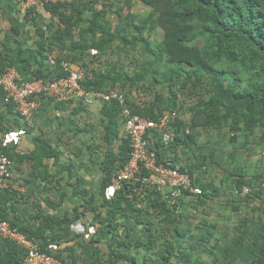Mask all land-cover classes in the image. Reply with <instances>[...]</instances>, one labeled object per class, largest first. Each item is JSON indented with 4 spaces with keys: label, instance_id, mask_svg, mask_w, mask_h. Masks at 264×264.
Returning a JSON list of instances; mask_svg holds the SVG:
<instances>
[{
    "label": "trees",
    "instance_id": "16d2710c",
    "mask_svg": "<svg viewBox=\"0 0 264 264\" xmlns=\"http://www.w3.org/2000/svg\"><path fill=\"white\" fill-rule=\"evenodd\" d=\"M133 1L141 2L150 9L146 17L135 21L132 13L121 14L123 7L131 9ZM95 2L94 0L71 2L63 0L44 4V9L57 18L64 27L57 28L50 36H45L41 28L36 29L35 32L39 37L40 63L47 60L53 47L60 51L54 58V71H48L40 64L34 73L35 77L52 80L64 75L61 62L77 64L85 70V73L87 72L82 81L86 91L118 88L124 92L126 105L132 110L131 112L153 121H159L166 113L180 111L176 90L188 85L191 87L195 84L205 85L207 95L190 108L192 114L189 122L186 123L187 127L184 128L186 124L181 119H175L176 139L170 148L163 147L157 130L147 131L146 136L154 142L159 159L166 157L176 163L173 153L172 156H168L164 152L180 146H189L195 142L193 133L201 130L224 133L230 144H237L239 138L245 139L259 134L257 135L259 144L263 145L264 0H124L125 6L119 7L120 11L118 10L117 13L119 18H122L118 24L125 22L131 27L133 30L131 35L122 32L123 28H120V25L112 26L107 20L109 7L107 4L102 2L101 7L96 9ZM34 11L33 8L28 9L27 15ZM84 23L87 24L86 27ZM152 28H158L161 34V41L157 47H154L150 37L143 33L144 30ZM75 29L78 30L75 33L76 38ZM19 30V27L14 26L9 32L16 35ZM68 40L69 45H67ZM138 46H141L139 54L147 55L151 62L140 63L138 70L133 73L108 67L90 69L84 61L85 56L92 55L100 59L104 54H113L116 51L129 55L130 52L136 51ZM91 50L95 51V55L91 54ZM10 64L6 54L0 51V72L7 69ZM132 89L142 90L143 93L152 95V98L139 105L128 97L127 92L130 93ZM0 103L8 108L7 111L14 109L13 104L5 102L1 88ZM121 110L120 103L112 100L104 102L101 111L104 116L103 140L108 146L106 151L101 152L103 176L99 189L102 197L99 207L94 206L92 198L88 197V191L75 189L80 201L73 210L74 221L46 216L37 226H22L8 218L5 209L1 206L0 219L8 221L29 239L37 241L42 252L51 253L49 245L57 244L56 256L63 264L67 260L74 264L79 256L86 261L85 264H194L196 261L191 256L197 249L186 242L187 237H191L200 245L204 244L211 252L209 255L214 256L213 259L218 258L214 253L215 246L212 244L217 232L214 224L202 223L201 228L190 236L187 235V230L181 227L187 219L185 201L181 202L180 210L176 211L170 208L154 190L148 191L144 199H139L131 190L134 187L132 184H125L110 200L104 197V189L110 184L112 176L130 158L129 139L125 135L119 136ZM2 122L0 116V124ZM185 129L190 130V133L186 134ZM7 132L9 131H4L2 137ZM2 137L1 155L8 161L26 160L30 162L34 173L44 171L45 177L55 178L63 171H67L68 180L72 177V168L69 164L61 163L63 168L55 172L49 170V163L60 162V154L44 138L34 136L33 148L22 152L18 145L2 146ZM117 138L120 139V143L114 147ZM245 146L246 142H240V146L229 154L233 158V164L236 162L233 156ZM262 154L261 161L264 167V149ZM206 159L205 155L197 158L198 165H203ZM183 168L188 169L193 183L202 189L201 194L195 195L196 203L198 201L205 205L207 200L215 195L214 193L219 192L214 183L204 182L199 176L197 177L193 167ZM226 172L222 187L225 189L228 185L233 195L235 193L241 195L240 190L245 185L250 186L253 185V181L264 179V172L257 173L251 182H248L243 174ZM8 188L2 192L0 202L3 198H7V194H11ZM253 195L264 198L262 192H254ZM239 198L235 197L234 201H239ZM139 202L144 203L147 209L156 213L155 215L166 217L172 226L170 230L174 241L162 240L152 259L134 255L131 249L133 229L123 226V229H118V219L130 218L134 220L136 227L145 225L147 242L151 245V234L155 226L146 217L143 206L137 207ZM260 210L264 214V207ZM90 214L93 217L89 218ZM77 220H80L85 227L94 226L95 233L89 238L76 233L70 239L66 238V235L54 232L47 234V231L53 230L55 226L60 228L63 223ZM240 227L243 229H236L235 234L234 231L232 232L233 243L244 245L245 256L249 255L248 264H264L263 218L257 229H244V225ZM3 243L5 248L0 253V264H23L25 249L10 240L4 239ZM236 250L235 248L234 251Z\"/></svg>",
    "mask_w": 264,
    "mask_h": 264
},
{
    "label": "crops",
    "instance_id": "0c3cea01",
    "mask_svg": "<svg viewBox=\"0 0 264 264\" xmlns=\"http://www.w3.org/2000/svg\"><path fill=\"white\" fill-rule=\"evenodd\" d=\"M18 2H21L20 5L23 4L22 0H0V51L6 54V57H8L11 63L8 68H14L21 81L25 82L35 77L34 73L40 67V64L44 69L51 72L54 71V58L59 55L60 51L57 50L56 47H53L47 60L40 63L41 61L38 54L39 37L35 32L36 29L41 28L45 36H50L57 28H63L64 26L57 18L46 11L44 7H38L34 9L35 11L33 13L27 15L28 10L24 9L22 6L20 12L23 15L19 18L16 13L15 5ZM14 26L20 29L16 35L9 32L11 27ZM84 27H86V25H84ZM8 34L9 37H7ZM74 37H77L75 33ZM69 44L68 40L67 45ZM93 52L94 50H91V54H93ZM107 55L108 54H104L101 58H105ZM104 60L110 62L113 58L109 57ZM104 60L103 62L106 64ZM84 61L89 65L90 69H107L108 67L117 69V71L123 70L128 73H133V69L129 70V68L122 65L116 66L107 63L102 67L100 65L101 63H99V59H96L95 56L92 55L85 56ZM135 90L137 89H132L130 93L127 92L128 97L130 100L142 105V102L134 98L136 93ZM93 92L99 91H90L92 101L89 104H84L78 100L63 102L38 98V105L29 117H22L14 109L12 111H7L8 108L3 103H0V116L3 120L2 124H0V139L4 131L23 130L19 142L15 144L10 143L8 145H18L20 151L27 152L33 148V137H42L60 154V162H55L54 164L49 163V170L51 172L61 170L63 168L61 163L65 165L69 164L72 168V177H69L68 180L66 175L67 171H63L55 178L52 176L45 177L44 171L34 173L30 162L26 160L8 162L10 175L7 181L10 183L8 189L11 194H7V198L1 200L0 206L5 209V214L8 218L15 220L19 225L27 227L37 226L46 216L60 220H73V210L78 206V202L80 201L75 189L88 191V197L92 198L94 206L96 208L100 206L102 197L99 189L103 176L100 163L101 152L106 151L108 145L105 144L103 140L104 116L101 111L104 102L98 97H95ZM177 116L180 119L178 113ZM121 119L122 118H120L119 123L120 137H122L121 133L123 132ZM173 126H175L174 123ZM187 130L188 129H185V133ZM188 131L189 134L190 130ZM204 133L205 131L201 130L200 136L199 134L196 136L198 142L195 141L189 144V146L191 145L190 148L192 150L195 146L201 147L199 143L207 144V154L205 155L207 159L205 162L215 161L218 163L217 159L222 158L223 162L226 160V157H230L229 154H231L234 149L240 146V142H246V146L241 148L239 153L233 156L236 159L234 163L235 166L226 167L218 163L220 164V166H218L219 168L213 169L217 176L216 181L218 184L212 180L215 175L212 176V172L210 175L207 173L208 165L211 163L189 166L190 168L193 167L196 176H199L204 182L214 183L215 187H220L225 179L226 171L232 174H243L245 178L249 180L248 182H251L257 173L264 172L263 164L258 161L259 155L253 152V148H256V152H259L261 148L264 149V143L263 145L259 144L260 142L257 137L259 134H254V136L245 139L239 138L236 146V144H230L229 141L227 143L225 138L220 141L218 139L216 140L215 136L212 137V135H218L216 132H210L211 137L205 136L206 139L204 142ZM200 137L203 138L201 141L199 139ZM119 138L115 141L114 147H117L120 143ZM214 140L218 142V149L217 147L212 148V145L215 143ZM182 147L186 146H180L177 149H173V151L170 149L166 150L164 154L172 156L173 153V158L176 163L184 167L185 163L180 157V150ZM224 147L225 149L223 150ZM201 150L202 149L197 150V158L198 154H202ZM231 162L233 163V160H231ZM252 183L253 187L257 189L255 192H260L259 181H253ZM263 192L262 190V193ZM253 193L254 192L250 191L245 195L237 194L238 197L236 198L240 197V200L235 203L236 205L242 204L243 210H241V216L237 214L238 222L236 224V229H243L240 227L242 225H244V229L258 228L259 223L254 225L252 219L253 214L249 213L250 210L252 211V208H250V210L246 208L247 205H249L247 203H249L254 196ZM193 198L195 199L196 196L189 195L186 196L184 200L185 202H191L194 200ZM234 200L233 198V201ZM141 204L143 203L141 202ZM237 208L238 207H234V211H236ZM257 209L258 208L255 210ZM258 216L259 222L261 218L264 220V215L262 217V214L259 213ZM88 217H93V215L90 214ZM73 221H71V223H63L60 228L55 226L53 230H48L47 234L54 232L66 235V238L70 239L76 234L74 232V224L76 221ZM82 221L85 222V220ZM117 223H119L118 229H123L122 226L133 229L131 225L136 226L134 220L130 218L118 219ZM4 239L5 238L0 237V253L5 248L3 243ZM217 239L218 237L212 241V244H215ZM220 248L224 250L225 246H220ZM83 261L84 259L82 256H79L77 262L74 264H83ZM67 262L73 264L69 260H67Z\"/></svg>",
    "mask_w": 264,
    "mask_h": 264
},
{
    "label": "built area",
    "instance_id": "2783aa9c",
    "mask_svg": "<svg viewBox=\"0 0 264 264\" xmlns=\"http://www.w3.org/2000/svg\"><path fill=\"white\" fill-rule=\"evenodd\" d=\"M63 0H23L24 9H37L44 4L57 3ZM64 75L49 80L33 77L28 81H21L14 68H7L0 72V88L4 92L5 102L14 105V109L22 117H29L38 105V98L44 100L53 99L55 101H80L84 104L91 103L90 91H86L82 86L85 78V70L77 64L68 61L61 62ZM92 93V92H91ZM103 102L116 100L122 106L121 118L123 132L130 142V158L127 163L119 169L111 178L110 184L104 189V197L108 200L115 196L117 190L125 184L134 185L131 189L139 199H144L148 191H156L161 199L172 209L180 210L181 202L186 196L199 195L202 189L193 183V178L188 169L172 162L164 157L159 159L154 148V142L146 136L148 130H157L159 140L165 149L171 147L175 142L176 132L173 126L178 118L176 112L164 114L159 121L146 119L131 112L126 105L124 92L118 88H109L105 91L93 92ZM187 130V134H188ZM23 130H13L7 132L3 137L2 146L10 143H17ZM8 160L0 155V197L5 188H8L7 177ZM260 189L264 190V179L259 181ZM252 190L251 186L245 185L240 190L241 195H245ZM142 206L141 202L137 207ZM78 229L84 238H89L95 233V227H86L80 220L76 221ZM0 237L14 242L23 247L26 255L23 264H63L56 256L58 245H49L51 253L40 250V244L29 239L26 234L13 227L8 221L0 219Z\"/></svg>",
    "mask_w": 264,
    "mask_h": 264
},
{
    "label": "rangeland",
    "instance_id": "374dc122",
    "mask_svg": "<svg viewBox=\"0 0 264 264\" xmlns=\"http://www.w3.org/2000/svg\"><path fill=\"white\" fill-rule=\"evenodd\" d=\"M71 1H74V0H69V2ZM94 1H96L94 4V6H96L95 7L96 9H99L101 7L102 2H104L105 4L109 6L107 8V11H108L107 20L111 23L112 26L117 25L118 21L122 19V18H119L117 13H118V10L120 11L119 7H121L122 5L125 6L124 0H119V2L118 0H94ZM20 4L21 2H18L17 4H15L16 13L19 16V18L20 16L23 15L20 12V10H22L21 9L22 5ZM149 11L150 9L147 6L143 5L141 2L133 1L131 9L123 7L120 12L122 15L132 13L136 21V20H139L140 18L146 17ZM85 16H87V13H85ZM84 25L87 26V24L85 23ZM118 25H120V28H123L122 32L125 31L127 35L129 34L131 35L133 33V30L131 29V27L126 25L125 22H123L122 24L119 23ZM144 31L145 32L143 33H145V36L150 37L151 44L154 47H157L159 45V42L161 41V34H160L159 29L152 28L150 30H144ZM77 32L78 30L75 29L74 33H77ZM140 47L141 46H138L137 50L130 52L129 55H123L119 51H116L113 54L108 53V55L105 56V58L107 59L109 57H112L113 60H111L110 62H107L106 60H104L105 58H101L99 59V63H101L100 65L102 67H104V65H106L107 63H111L117 66L122 65L124 67L129 68V70L133 69V71H137L140 63L148 62L149 64L151 62V59L147 55L142 56L139 54V52L141 51ZM93 55H95V51L93 52ZM102 59L106 62V64L103 62ZM135 91L136 93L134 95V98L142 102V104L148 102L152 98V95H149L147 93L145 94L142 92V90L141 91L135 90ZM176 91L178 95V101L181 107L180 111H178L177 113L180 119L186 124L187 122H189V119L192 114L190 108L194 105V103H196L197 101H200V99L202 98H205L208 91L206 90L205 85L202 86L200 84L192 85V87L188 85L186 87L181 88V90H176ZM185 127H187V124L184 125V128ZM200 132L201 131H198L197 133H193L195 135L194 141L198 142L196 140V136L197 134H199L200 136ZM121 134L124 136V132H122ZM203 136H204V139L201 137L199 139L200 141L203 139L205 142V139H206L205 136L211 137V133L205 132ZM213 136H215L216 137L215 139L216 140L218 139L219 141L225 138L228 143V137L224 133L218 134L217 136L212 135V137ZM216 140H214L215 146L212 145V148L217 147L218 142H216ZM199 144L201 145V147L195 146L192 150L190 148L191 145L181 148L180 157L182 158V161L185 163L186 167L198 165L197 150L202 149L201 150L202 154L200 155L198 154V158L202 155L207 154L206 153L207 144L205 143L204 144L199 143ZM224 149L225 147L223 148V150ZM170 150L173 151V149H170ZM253 150H254L253 151L254 154L259 155L258 161L261 162V164H263L261 161V159L263 160V154H262L263 149L261 148L259 152H256V148H253ZM232 159L233 158H231L230 156V157H226V160L223 162H222L223 158L217 159V160H218V163H220L221 165H225L226 167H232V166H235V164L231 162ZM234 160H236L235 157H234ZM205 163L206 164L211 163L210 165H208L209 167L207 169V173L208 175H210V173L212 172L213 173L212 176L215 175V177L212 180H214L218 184V182L216 181L217 176L213 169H218L219 168L218 166H220V164H218L215 161L214 162L206 161ZM250 186L252 187L251 192H255V190H257L256 187H253V185H250ZM217 188H218L217 191L219 192L214 193L215 195L211 197V199L207 200L205 205L204 203L202 204L198 201L197 203H195L196 198L195 199L193 198L194 200H192L191 202H185L186 203L185 213H186L187 219L181 224V227L183 229H186L188 232L187 235L190 236V235H194L197 232V229L201 228L202 223L214 224L217 229L215 239L217 237L218 239L216 243L213 245L215 246L214 253L218 256V258L213 259L214 256L209 255L211 252L209 251V249L206 248L204 244L200 245V243H197V241H194L193 239H191V237H187L186 242L191 243L192 246H194V248H196L198 251L197 252L196 250H194L192 252L191 258L196 261L194 264H248L247 259H249V255L247 257L245 256L244 250L246 251V249L244 245L236 244L235 242L233 243L234 234L237 232L236 231V224L238 222L237 214H239L240 216L242 215L241 210H243V205L242 204L236 205L235 201H233V198L237 197V193H235V195L233 196L230 192L231 189L228 187V185L225 186V189H223L222 185ZM260 190H261L260 192H262L263 189H260ZM260 197L261 198L253 196L252 200L251 201L249 200L250 202L248 201L249 203L247 204L249 205H247L246 207L249 210L250 208H252L253 212L250 210L249 213L253 214L252 219H253L254 225L256 223L257 224L259 223L258 214L261 213L262 217L264 215L260 211V208L264 207V198L262 196ZM184 201L185 200H183L182 202ZM251 203H252V206H251ZM142 206H143L145 215H147L146 217L149 218L150 222L155 226V229H153V233L151 234L152 243L151 245H149L147 242V232L144 230L145 225H138L137 227L131 225L133 228L131 249L136 257H139V258H143V257L149 258L150 257L152 259L153 255L156 252L157 246L160 245L162 240L168 239L170 241H174L171 230H170L172 229V226L170 225V222L166 217H162V215H159V216L155 215L156 213L147 209L144 203L142 204ZM234 207H238L236 211H234ZM256 208L258 209L255 210ZM81 230L82 229H78V224H76L75 222L74 232L81 234ZM233 231H234V234H232ZM121 236L124 237V235H121ZM220 246H225V249L221 250ZM228 247H231V248H228ZM232 248L233 250H231ZM235 248L237 249L236 251H234ZM64 259L66 260V257ZM85 262L86 261L84 260L83 264H85ZM65 264H69V262H65Z\"/></svg>",
    "mask_w": 264,
    "mask_h": 264
}]
</instances>
